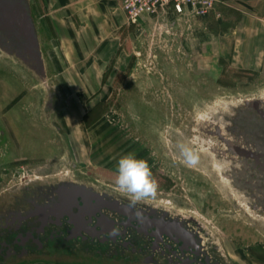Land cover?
<instances>
[{"label":"rangeland","instance_id":"rangeland-1","mask_svg":"<svg viewBox=\"0 0 264 264\" xmlns=\"http://www.w3.org/2000/svg\"><path fill=\"white\" fill-rule=\"evenodd\" d=\"M217 6L206 19H161L98 97L75 99L47 75L33 16L41 64L31 41L0 27V216L53 204L59 188L77 187L91 196L78 197L81 210L103 205L90 218L159 211L224 264H264V69L234 65L240 13ZM180 144L196 164L183 162ZM129 153L149 164L154 198L132 204L115 183ZM59 242L0 264H146L110 245Z\"/></svg>","mask_w":264,"mask_h":264},{"label":"crops","instance_id":"crops-1","mask_svg":"<svg viewBox=\"0 0 264 264\" xmlns=\"http://www.w3.org/2000/svg\"><path fill=\"white\" fill-rule=\"evenodd\" d=\"M217 1L218 8L240 13L234 65L264 69V0ZM28 5L47 75L58 80V86H68L75 99L82 91L98 97L114 86L135 61L144 34L161 19H187L173 13L144 16L134 26L119 0H28Z\"/></svg>","mask_w":264,"mask_h":264},{"label":"flooded vegetation","instance_id":"flooded-vegetation-1","mask_svg":"<svg viewBox=\"0 0 264 264\" xmlns=\"http://www.w3.org/2000/svg\"><path fill=\"white\" fill-rule=\"evenodd\" d=\"M65 197L66 189L59 188L53 204L1 215L0 257L7 260L18 250L56 248L59 241H66L110 245L129 251L132 261L136 257L135 261L146 264H224L202 248L192 230L165 213L145 212L125 219L87 215L82 219V203L65 210Z\"/></svg>","mask_w":264,"mask_h":264},{"label":"water","instance_id":"water-1","mask_svg":"<svg viewBox=\"0 0 264 264\" xmlns=\"http://www.w3.org/2000/svg\"><path fill=\"white\" fill-rule=\"evenodd\" d=\"M29 5L27 0H0V27L2 28V33L9 34L10 33H20V35H24L26 39L33 43L34 50L31 53L32 58L38 60L41 64V55L39 52V46L37 41L36 32L34 29V24L31 18V14L29 11ZM10 36V35H9ZM259 105V102L257 103ZM264 118V114L261 112ZM223 135V134H222ZM246 158H254L257 160V163H262L260 156L254 155V153L247 152L245 150H233ZM264 169V162H263ZM78 197H87L90 198V194L85 192L83 189L77 187H71L66 189V197L63 202H65V210H71L73 205H77ZM103 208V205L99 206H87L85 209H80L81 218H85L87 215L95 214V211L99 212ZM114 209H118L116 206H113ZM120 213H127L125 208L118 209Z\"/></svg>","mask_w":264,"mask_h":264},{"label":"clouds","instance_id":"clouds-1","mask_svg":"<svg viewBox=\"0 0 264 264\" xmlns=\"http://www.w3.org/2000/svg\"><path fill=\"white\" fill-rule=\"evenodd\" d=\"M181 155L187 166L197 163L196 154L187 144H180ZM117 175L115 183L120 191L125 193L132 204L154 198L158 190V184L153 177L147 161L137 158L129 153L122 156L117 162Z\"/></svg>","mask_w":264,"mask_h":264},{"label":"built area","instance_id":"built-area-1","mask_svg":"<svg viewBox=\"0 0 264 264\" xmlns=\"http://www.w3.org/2000/svg\"><path fill=\"white\" fill-rule=\"evenodd\" d=\"M128 22L138 24L144 16L173 13L182 18H209L215 11L217 0H119Z\"/></svg>","mask_w":264,"mask_h":264}]
</instances>
